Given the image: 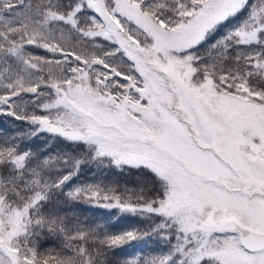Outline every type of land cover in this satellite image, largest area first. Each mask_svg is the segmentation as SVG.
Instances as JSON below:
<instances>
[{
  "label": "snow or ice",
  "instance_id": "1",
  "mask_svg": "<svg viewBox=\"0 0 264 264\" xmlns=\"http://www.w3.org/2000/svg\"><path fill=\"white\" fill-rule=\"evenodd\" d=\"M0 117V264H264V0H0Z\"/></svg>",
  "mask_w": 264,
  "mask_h": 264
},
{
  "label": "trees",
  "instance_id": "2",
  "mask_svg": "<svg viewBox=\"0 0 264 264\" xmlns=\"http://www.w3.org/2000/svg\"><path fill=\"white\" fill-rule=\"evenodd\" d=\"M17 127H23V126L20 125L19 122H16L14 124L13 122L7 120L6 118L0 117V132L7 130L9 133H11ZM80 211H82L84 213V215H86L88 217H99L104 212L103 209H89L86 207H82L80 209ZM145 250H146V252L149 251L148 248H143L142 252Z\"/></svg>",
  "mask_w": 264,
  "mask_h": 264
},
{
  "label": "rangeland",
  "instance_id": "3",
  "mask_svg": "<svg viewBox=\"0 0 264 264\" xmlns=\"http://www.w3.org/2000/svg\"><path fill=\"white\" fill-rule=\"evenodd\" d=\"M144 253L146 252V250L145 251H143Z\"/></svg>",
  "mask_w": 264,
  "mask_h": 264
}]
</instances>
